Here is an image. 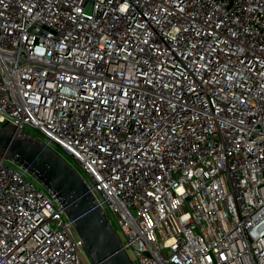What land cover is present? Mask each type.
Returning <instances> with one entry per match:
<instances>
[{"label":"built area","instance_id":"built-area-1","mask_svg":"<svg viewBox=\"0 0 264 264\" xmlns=\"http://www.w3.org/2000/svg\"><path fill=\"white\" fill-rule=\"evenodd\" d=\"M83 177L133 264H264V0H0V128ZM0 264H92L0 152Z\"/></svg>","mask_w":264,"mask_h":264},{"label":"water","instance_id":"water-1","mask_svg":"<svg viewBox=\"0 0 264 264\" xmlns=\"http://www.w3.org/2000/svg\"><path fill=\"white\" fill-rule=\"evenodd\" d=\"M26 169L55 198L72 221L92 264H133L83 177L39 139L0 128V152Z\"/></svg>","mask_w":264,"mask_h":264},{"label":"rangeland","instance_id":"rangeland-1","mask_svg":"<svg viewBox=\"0 0 264 264\" xmlns=\"http://www.w3.org/2000/svg\"><path fill=\"white\" fill-rule=\"evenodd\" d=\"M28 133L33 135V136H36V137L38 136V135H36V133H33V132L29 131V130H28Z\"/></svg>","mask_w":264,"mask_h":264}]
</instances>
